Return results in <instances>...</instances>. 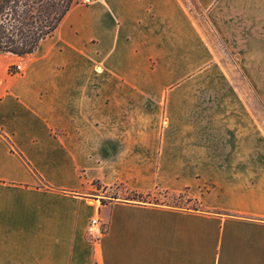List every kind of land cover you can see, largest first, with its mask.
<instances>
[{
  "label": "crops",
  "instance_id": "0c3cea01",
  "mask_svg": "<svg viewBox=\"0 0 264 264\" xmlns=\"http://www.w3.org/2000/svg\"><path fill=\"white\" fill-rule=\"evenodd\" d=\"M263 114L264 0L75 4L0 53V264H264Z\"/></svg>",
  "mask_w": 264,
  "mask_h": 264
},
{
  "label": "trees",
  "instance_id": "16d2710c",
  "mask_svg": "<svg viewBox=\"0 0 264 264\" xmlns=\"http://www.w3.org/2000/svg\"><path fill=\"white\" fill-rule=\"evenodd\" d=\"M80 0H0V53L32 54Z\"/></svg>",
  "mask_w": 264,
  "mask_h": 264
},
{
  "label": "rangeland",
  "instance_id": "374dc122",
  "mask_svg": "<svg viewBox=\"0 0 264 264\" xmlns=\"http://www.w3.org/2000/svg\"><path fill=\"white\" fill-rule=\"evenodd\" d=\"M88 1L89 0H80L79 2H88ZM249 90H251V94L247 96V104H249L250 107H254V105H257V102L255 101L253 97L251 86L250 88H247L248 92ZM262 121L264 122V114L262 115ZM109 195L111 197H119V193L116 189L114 191L109 192ZM125 197L132 198V199L139 200V201L146 202V203H151V204L172 205V206H179V207H185V208H190V209L191 208L197 209L198 207V203L194 201L193 199H190L188 196V193H183L180 195H167L166 193L157 192L155 194H151L146 197L131 195V194L125 195Z\"/></svg>",
  "mask_w": 264,
  "mask_h": 264
},
{
  "label": "built area",
  "instance_id": "2783aa9c",
  "mask_svg": "<svg viewBox=\"0 0 264 264\" xmlns=\"http://www.w3.org/2000/svg\"><path fill=\"white\" fill-rule=\"evenodd\" d=\"M17 70L20 72L22 70L21 66H17ZM87 234L90 238L91 243L93 244H97L101 240L104 231L102 228L101 219L99 217L91 219L87 229Z\"/></svg>",
  "mask_w": 264,
  "mask_h": 264
}]
</instances>
